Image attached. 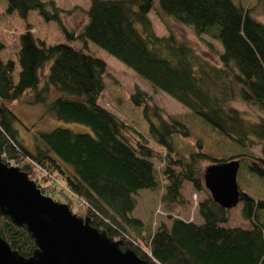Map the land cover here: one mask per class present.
<instances>
[{
  "label": "trees",
  "instance_id": "1",
  "mask_svg": "<svg viewBox=\"0 0 264 264\" xmlns=\"http://www.w3.org/2000/svg\"><path fill=\"white\" fill-rule=\"evenodd\" d=\"M3 1L1 14H16L24 22L12 58L4 57L0 40L3 162L27 173L43 195L55 200L62 196L58 201L70 209L80 200L75 213L89 217L91 226L120 240L122 249H132L147 264H264V156L251 151L256 144L264 146V24L252 15L256 7H264V0H247L245 5L234 0H157L163 15L220 45L218 52L206 43L215 51L216 64L174 33L154 31L148 15L154 0H90L86 22L77 31L63 22L71 12L52 0ZM31 11L55 22L66 41L47 44L36 36L28 21ZM87 43L189 114L168 115L150 93L135 87L128 99L146 124L138 132L130 120L99 103L106 64L87 50ZM235 99L261 116L245 118L232 104ZM16 103L41 106L57 120L87 126L90 133L55 127L37 132L28 148L18 137ZM188 115L215 132L222 146L227 143L225 158L204 151L202 139L185 142L190 137ZM230 159L240 163V216L248 228L225 227L228 210L203 185L201 162ZM186 182L204 194L197 205L200 222L169 217V223L152 229L151 220L133 216L136 194L142 190L162 189L159 200L168 209L185 205ZM0 237L24 257L36 248L25 227L2 215Z\"/></svg>",
  "mask_w": 264,
  "mask_h": 264
},
{
  "label": "rangeland",
  "instance_id": "2",
  "mask_svg": "<svg viewBox=\"0 0 264 264\" xmlns=\"http://www.w3.org/2000/svg\"><path fill=\"white\" fill-rule=\"evenodd\" d=\"M58 7L66 9L71 12L68 16L63 17V22L66 28L79 30L86 22L85 10L89 6L90 0H52ZM236 3L246 4L247 0H234ZM5 8V2L0 0V40L5 43L4 57L12 58L14 56V49L17 45L19 35L24 31V22L16 14L2 15L1 12ZM253 17L264 22V7L255 8ZM157 0L153 1V7L149 12V17L153 24L154 31L159 35H165L168 31L174 33L178 38L187 41L194 50L203 58L211 63L216 64L215 51L220 52V45L207 38L206 36H196L192 29L188 26L174 22L168 16L161 13ZM28 21L32 25L34 34L43 39L47 44L57 42H65V36L60 32L55 22H45L39 18L35 11H31L28 16ZM211 43L215 51H211L206 43ZM74 46L80 47L78 42L73 43ZM87 50L94 56L101 58L106 64V77L104 78L105 90L100 97L99 103L106 109L111 111L120 119L130 120L138 132H144L146 124L141 117L140 111L132 107L129 102V95L133 92L135 87L146 91L152 95L153 100L165 111L168 115L189 114V111L181 104L176 102L170 96L163 92H152L151 86L141 79L132 70L124 66L121 62L107 54L92 43H87ZM245 118L256 120L261 116L260 112L254 107L235 99L232 103ZM13 111L21 123L16 125L18 130V137L23 144L28 148H32L34 137L39 131H49L55 127H66L74 132L90 133V129L82 124L68 123L57 120L52 114L44 111L41 106H27L25 104H13ZM190 123L187 122L190 128V137L185 139V142L190 145L195 139H202L203 150L217 155L220 158H225L223 152L228 149L227 143L224 141L222 146L216 138L215 132L209 131V127L198 122L199 119L190 117ZM218 136V135H217ZM150 146L154 145L150 142ZM155 148V147H154ZM158 150L157 148H155ZM263 144H256L251 148L253 154L257 156H264ZM209 164L208 161L201 162L202 170ZM59 187L63 188L62 182L57 180ZM60 181V182H59ZM238 177L236 176V182ZM238 184V183H237ZM160 186L162 183L160 182ZM162 189L158 190H142L136 194L137 206L133 212V216L146 221H152V229L155 228L159 222L169 223V217L179 218L186 221L200 222L197 215V205L204 198L201 192H195L189 183H184L182 188L183 200L185 205H176L168 209L165 204L159 200V194ZM62 196H57L55 201L62 200ZM74 199V198H73ZM58 201V202H60ZM64 203V202H61ZM80 205V200L74 201L72 205V212L75 213L77 206ZM241 204L236 205L228 210L229 220L224 225L225 227H241L248 228V224L240 216ZM77 214V213H75ZM78 215V214H77ZM154 224V225H153Z\"/></svg>",
  "mask_w": 264,
  "mask_h": 264
},
{
  "label": "water",
  "instance_id": "3",
  "mask_svg": "<svg viewBox=\"0 0 264 264\" xmlns=\"http://www.w3.org/2000/svg\"><path fill=\"white\" fill-rule=\"evenodd\" d=\"M239 165L238 160L230 159L204 169V188L222 209L239 204ZM0 215L25 227L36 245L24 257L0 237V264H147L132 249H122L120 240L91 226L89 217L43 195L27 173L3 162L1 155Z\"/></svg>",
  "mask_w": 264,
  "mask_h": 264
}]
</instances>
